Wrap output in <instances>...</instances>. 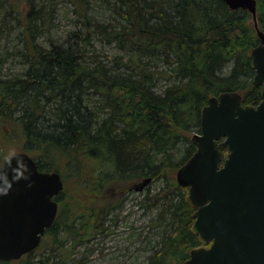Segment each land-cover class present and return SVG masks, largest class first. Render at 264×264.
Masks as SVG:
<instances>
[{"label":"trees","instance_id":"1","mask_svg":"<svg viewBox=\"0 0 264 264\" xmlns=\"http://www.w3.org/2000/svg\"><path fill=\"white\" fill-rule=\"evenodd\" d=\"M26 4L19 12L33 40L17 51L26 69L0 76V135L21 137L41 170L80 182L88 200H78L84 212L66 213L64 180L60 216L46 232L53 236L52 252L37 258L36 249L0 264H51L58 249L68 259L77 244L105 229L108 202L93 194L147 177L164 182L145 198V207L157 209L152 221L163 233L147 264H185L192 248L210 243L193 231L188 187L174 174L196 151L188 133L200 132L201 112L211 97L238 91L244 105L262 100L249 57L260 42L252 14L231 9L224 0H116L118 28H86L106 34L127 53L103 61L88 55L85 33L75 42L34 41L41 33L39 21L49 16L35 0ZM257 17L264 30V0H257ZM6 58L0 56V72ZM162 63L166 71L157 69ZM160 78L166 83L158 91ZM223 152L226 156L228 149ZM71 236L73 243L66 246Z\"/></svg>","mask_w":264,"mask_h":264},{"label":"water","instance_id":"2","mask_svg":"<svg viewBox=\"0 0 264 264\" xmlns=\"http://www.w3.org/2000/svg\"><path fill=\"white\" fill-rule=\"evenodd\" d=\"M246 9L260 38L249 51L253 83L262 87L258 105L226 91L209 99L201 130L192 136L194 154L178 169L195 209L193 231L210 245L190 250L185 264H264V30L257 0H224ZM228 149L225 156L223 150ZM147 177L126 190H143ZM64 189L58 171H45L25 151L0 167V260H18L36 250L58 214L55 197Z\"/></svg>","mask_w":264,"mask_h":264},{"label":"rangeland","instance_id":"3","mask_svg":"<svg viewBox=\"0 0 264 264\" xmlns=\"http://www.w3.org/2000/svg\"><path fill=\"white\" fill-rule=\"evenodd\" d=\"M115 1L79 0L77 6L73 0H35L37 6L45 8L49 17L46 21H39L41 33L34 36V41H39L43 45H49L51 42H75L77 40L75 38H78L76 36L80 32L81 34H88L90 38V43L87 44V53L92 55L93 59L107 61V56H126L127 53L119 47L118 43L110 41L106 34L93 32V29H90L88 33L86 29L88 27L96 29L98 25H105L108 29L118 28L121 25V19L114 12L113 5ZM26 8V0H20L19 3L15 0H0V56H7L0 72L1 77L13 76L22 73L26 69V65L17 53L18 50L24 49L25 43L33 40L26 29L27 21L25 23L22 21L24 17L19 12V10L26 11ZM87 20L91 23L87 24ZM229 68L230 66L227 70ZM157 69L166 71L168 66L162 63ZM165 83L166 80L160 78L157 82L158 91L165 86ZM93 99L98 100V95H93ZM195 133H198V130L194 128L188 135L192 137ZM1 144L3 149L0 151V167L10 156L24 151V140L21 137L12 138L1 133ZM61 175L63 176V173ZM174 177L177 179V172ZM64 180L66 191L62 198V207L67 208L66 213L73 211V215H76L77 211H83L85 207H83V202L87 201L88 197L84 189L81 188L83 185L80 182L77 183L70 177ZM163 183V179L151 181L141 192L132 190L125 193L124 196L121 195L120 190L114 188L125 183L107 186L104 191L96 193V196L93 194L96 199H104L108 202V204H105L107 207L104 208V210L109 209V217L104 223V231L90 240L77 244L71 249L72 253L68 259L63 258V260L62 252L59 249L56 250V252L51 253L53 255L50 263L147 264L155 243L163 233H159L161 226L155 225L152 221L157 209L147 208L144 203L146 202V195L151 194L153 196L162 187ZM78 200L83 204L80 205L81 203ZM120 200L121 204L118 206ZM90 201L92 202V200ZM61 220H59V224L62 223ZM79 222L80 220H78L77 225H79ZM72 243L73 236L68 239L66 246H70ZM53 245V236L46 233L36 250L38 253L36 257L39 258L42 254H50ZM81 259L83 260L82 263L80 262Z\"/></svg>","mask_w":264,"mask_h":264},{"label":"flooded vegetation","instance_id":"4","mask_svg":"<svg viewBox=\"0 0 264 264\" xmlns=\"http://www.w3.org/2000/svg\"><path fill=\"white\" fill-rule=\"evenodd\" d=\"M145 189V188H144ZM130 191H132V190H126L125 188H122L121 190H120V193H121V195L122 196H124V194L125 193H129ZM137 191V190H136ZM142 190H140L139 192H141ZM55 199L57 200V202H58V214H57V218L60 216V212H61V195H60V193L55 197Z\"/></svg>","mask_w":264,"mask_h":264}]
</instances>
